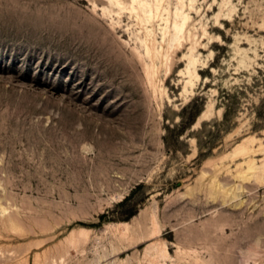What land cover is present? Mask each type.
I'll return each mask as SVG.
<instances>
[{
	"label": "rangeland",
	"instance_id": "rangeland-1",
	"mask_svg": "<svg viewBox=\"0 0 264 264\" xmlns=\"http://www.w3.org/2000/svg\"><path fill=\"white\" fill-rule=\"evenodd\" d=\"M230 1L217 29L197 0L220 40L185 97L190 45L149 61L108 0H0V264H264V149L233 158L264 144V0Z\"/></svg>",
	"mask_w": 264,
	"mask_h": 264
},
{
	"label": "bare ground",
	"instance_id": "bare-ground-1",
	"mask_svg": "<svg viewBox=\"0 0 264 264\" xmlns=\"http://www.w3.org/2000/svg\"><path fill=\"white\" fill-rule=\"evenodd\" d=\"M108 1L113 7L118 8V12L116 13L117 16L119 17V18L117 17L118 19H120V17L126 12L125 14L128 13L129 17H131L137 21L136 24L138 26V31L134 34L135 40L141 46V48L144 49L143 51H145V56L149 58L148 59L149 61H150V59L153 62L162 61L164 59L166 61H169L170 58L173 56V53L178 52V50H180L183 46H185V44L190 45V48L188 49L189 53L184 55V59L187 60L186 71L181 72V75L187 76V78H186L187 81L184 84L183 95L185 97L188 95H190V96L193 95L196 82H198L200 80V74L198 73V67L201 65L204 67L206 65L205 61H202V59L196 53L198 51L199 47L204 46L205 48H207V46L204 45V43H201V38L206 37L209 42L214 41V40H218V41L220 40V37H218V36H211L212 34L207 31V28L205 27L204 24H202V27H201L202 36H198V34H197L198 29L196 28L195 21H193V18L191 16L193 12L196 14L199 13V9L196 7L197 0H177V5L175 6L174 9L171 7V0H108ZM230 4H231L230 0H223V6L227 9L226 10L227 13H220L218 16H216L215 22H216V28L217 29H218V27L223 26L222 25L223 21L227 20V19H222V18L231 19L233 17L232 14L236 12V8L233 5L229 7ZM113 14H115V13H113ZM158 37H161V42H159ZM159 46H161L162 51L159 50V48H160ZM136 50H137V48H136ZM171 68L168 66V72H170V73L172 71ZM150 72H149V74H150ZM213 105H209L207 110L202 115L199 116V118L197 119V122L194 124L195 130L200 128L203 123L210 122L211 120H213L215 118L216 113H214V111H213V109H214ZM221 114H222V111H219L218 115H221ZM255 141H256V139H251L249 141H243L233 151V158L249 159V162H247L248 170H242V174H247L249 172H254L256 170L253 158L257 155L258 152H260L261 150L264 149V144L260 143V147L258 150L255 147ZM191 143L194 146L195 153H196L197 152L196 141L194 139H192ZM239 170H241V168ZM240 174H241V172L239 173V175ZM205 176H206V174H205ZM258 177H260V176H258ZM203 179H204V176H203ZM212 187L214 188L215 186L213 185ZM213 190H215V189H213ZM219 191H221V190H219ZM217 193L220 194V192H217ZM212 194H211V196H212ZM219 194H217V195H219ZM224 194H226L225 191H224ZM220 195H222V194H220ZM222 196H225V195H222ZM225 198H226V196H225ZM225 198H223V199H225ZM225 200H223V201H225ZM194 201H195V199H194ZM197 201H198V199H197ZM213 201H215V200L213 199ZM217 202H218V200H217ZM198 203L199 202H197V204ZM222 203H224V202H222ZM201 208H203V207H201ZM197 216H198V214H197ZM195 218H197V217H195ZM154 226H155L154 227L155 231L153 232L152 235L149 236L150 237L149 240L155 239L156 236L160 232L159 231V225L157 223H154ZM13 227L16 230V227L14 226V224H12V229H13ZM17 230H20V228H17ZM196 234H199V233H196ZM205 234H206V232H205ZM141 236L139 235V238H138L141 240L140 243H142L145 240L144 237L146 235L144 237H141ZM203 236H205V235H203ZM206 236H208V235H206ZM209 237H210V235H209ZM195 238H196V240L198 239L197 237H195ZM205 239H201V240L205 241ZM190 241H191V239H190ZM208 241L209 240L207 238L206 242H208ZM140 243H138V244H140ZM203 243H205V242H203ZM198 247H200V246H198ZM151 250L152 249H150V251ZM199 250H201V249H199ZM150 251H148V252H150ZM189 251H191V250H189ZM204 251H206V250H204ZM116 252H118V251H116ZM199 252H201V251H199ZM221 252H222V249H221ZM119 254H123V252H121ZM39 255L36 256V259H35L36 264H39L42 262L41 261L42 258ZM107 257L108 256H106L105 258H107ZM167 258H168L167 249H165L164 251H161V252L156 251V253H154L151 256V260H150L149 264H162V262L166 261ZM103 259L104 258H101V257L99 258L100 261H102ZM219 261H221V259Z\"/></svg>",
	"mask_w": 264,
	"mask_h": 264
}]
</instances>
